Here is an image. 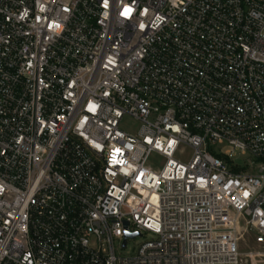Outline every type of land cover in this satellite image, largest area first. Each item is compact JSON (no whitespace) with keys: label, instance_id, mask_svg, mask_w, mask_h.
<instances>
[{"label":"built area","instance_id":"built-area-1","mask_svg":"<svg viewBox=\"0 0 264 264\" xmlns=\"http://www.w3.org/2000/svg\"><path fill=\"white\" fill-rule=\"evenodd\" d=\"M245 258H264V0H0V264Z\"/></svg>","mask_w":264,"mask_h":264},{"label":"rangeland","instance_id":"rangeland-1","mask_svg":"<svg viewBox=\"0 0 264 264\" xmlns=\"http://www.w3.org/2000/svg\"><path fill=\"white\" fill-rule=\"evenodd\" d=\"M139 127V122L132 119L131 117H124L123 120L120 123V129L126 132H131L134 133L137 131ZM227 148L226 144L220 145L216 144L213 146L209 147V150L213 154H220V152H223ZM192 151L191 149L187 147H181L176 154L174 155V158L176 160H179L181 162H187L189 158L191 157ZM166 160L158 155H153L151 160L149 161V164L155 169V170H160ZM234 162L237 163V165H242L245 166L249 163H254L255 162V170H252L253 172L257 171L256 163L258 162L257 159H255L251 155H238L234 158ZM150 239L149 235H144L143 237H136V238H129L128 239V245L126 248H123L121 246V243L119 244L118 242L116 243V254L118 256H134L137 254L139 246ZM240 250L243 253H247L249 251H258L259 248L255 243L254 237L252 235H245L243 238L242 242L240 243ZM246 264H264V258H255L254 261H252L250 258H245Z\"/></svg>","mask_w":264,"mask_h":264},{"label":"water","instance_id":"water-1","mask_svg":"<svg viewBox=\"0 0 264 264\" xmlns=\"http://www.w3.org/2000/svg\"><path fill=\"white\" fill-rule=\"evenodd\" d=\"M128 236V234L126 235V237ZM125 244H126V239L124 240V243H123V245L125 246Z\"/></svg>","mask_w":264,"mask_h":264}]
</instances>
